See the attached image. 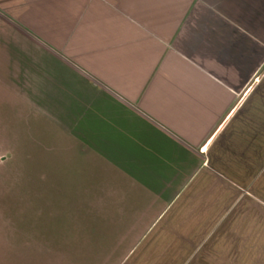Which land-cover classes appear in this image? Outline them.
I'll use <instances>...</instances> for the list:
<instances>
[{
	"label": "crops",
	"instance_id": "crops-1",
	"mask_svg": "<svg viewBox=\"0 0 264 264\" xmlns=\"http://www.w3.org/2000/svg\"><path fill=\"white\" fill-rule=\"evenodd\" d=\"M0 87L161 197L116 264H264V0H0Z\"/></svg>",
	"mask_w": 264,
	"mask_h": 264
},
{
	"label": "rangeland",
	"instance_id": "rangeland-1",
	"mask_svg": "<svg viewBox=\"0 0 264 264\" xmlns=\"http://www.w3.org/2000/svg\"><path fill=\"white\" fill-rule=\"evenodd\" d=\"M6 96L0 87V264H116L161 197Z\"/></svg>",
	"mask_w": 264,
	"mask_h": 264
}]
</instances>
